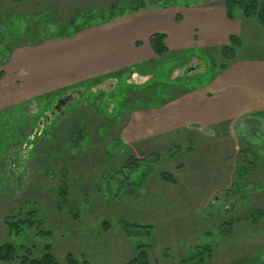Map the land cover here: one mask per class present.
I'll return each mask as SVG.
<instances>
[{"label": "rangeland", "instance_id": "rangeland-1", "mask_svg": "<svg viewBox=\"0 0 264 264\" xmlns=\"http://www.w3.org/2000/svg\"><path fill=\"white\" fill-rule=\"evenodd\" d=\"M135 1L150 7L116 16L132 0H0L2 15L21 20L4 24L11 33L47 23L41 41L30 43L31 33L9 44L0 108L34 113L44 95L109 76L79 98L70 92L79 103L31 145L13 139L0 154V243L32 256L48 244L59 264L68 253L77 264H125L139 244L149 264H195L180 260L203 245L211 255L202 264L264 262V26L238 7L227 14L224 0ZM86 11L91 23L103 18L50 38ZM160 33L168 57L196 48L203 60L159 66L167 56L154 54L149 37ZM186 65L199 72L182 74ZM34 120L20 122L30 138ZM74 132L86 140L73 144ZM242 150L258 165L234 190ZM129 157L138 160L132 172ZM6 216L29 221L9 231ZM121 220L139 226L128 234Z\"/></svg>", "mask_w": 264, "mask_h": 264}, {"label": "trees", "instance_id": "trees-1", "mask_svg": "<svg viewBox=\"0 0 264 264\" xmlns=\"http://www.w3.org/2000/svg\"><path fill=\"white\" fill-rule=\"evenodd\" d=\"M224 1H225V7H226L227 14H229L233 8L238 7L246 17H255L259 21V23H261L264 26V1L261 3H259L257 0H224ZM168 3H164V4L161 3V5L165 6V5H168ZM147 7H150V6L147 5L145 1L137 2L135 0H132V2L128 3L127 6H123L122 8L117 9L116 12L113 11V13H116L117 14L116 16H118V15H122L127 12L142 10ZM95 15L93 19L94 23H91L90 21L93 16L92 13L87 12V11L82 13L83 18L72 17L68 21H66L63 25L57 24L56 26H54L49 36L50 38H53V39L71 37L72 35L76 34L78 31L82 30L86 26H89L90 23L91 24L99 23L98 21H96V18L99 17V19H101L103 17H100V16H103V15L102 14H97L96 16ZM108 18H111V16ZM11 19L21 21L16 15L13 16L12 13H5L3 15L0 13V54L5 58L4 60L0 61V63L1 62L4 63L9 58V50H10L9 44L10 43L12 42L16 43L17 41H24V40L26 42L27 36H30V34L32 33L31 32L32 29L30 28V25L28 27L26 26L24 30L20 31L19 33H11L9 31L8 24L7 26L4 25L7 23L8 20L11 21ZM36 21L38 22L40 26L38 27L37 32L31 34L30 43L32 42L35 43V42H38L44 39L41 36V34L43 33L45 26H47L46 20L42 24H41L42 21H39V20H36ZM99 21L101 22V20ZM36 35L38 36L37 38H36ZM164 38H165V35L162 33L152 34V36L149 37L151 48L154 54H156L159 57L161 56L165 57L167 56V53H168V50L166 49L164 45ZM179 54L180 55L173 54L169 57L168 56L165 57L166 59L162 61L159 64V66H161L164 62L169 61V60H176L177 63L175 64H179L180 61H182V59H183V62L185 61L188 62L192 57H198L199 59L203 60L202 57H200L199 52L196 50V48L182 51ZM177 55L182 56V57L176 58ZM210 65H212L211 67L213 68L216 64L210 61ZM159 66H157V68H159ZM1 75H2V71H0V77ZM108 77L109 76H105V75L102 77H96L91 82L63 87L61 90L44 95L43 98H40L38 109L34 113H27L26 106H21L19 103L9 105L4 108H0V154L3 153L4 155L5 153H7L6 149L9 146V143L13 139H17L20 142L24 140L25 143H28L31 145L33 143V139L34 140L37 139L39 137V133L42 130L50 127L57 120V118L60 117L58 116L59 114L64 113L65 110H69L73 106L77 105L79 101L68 102L66 104V107L68 108L65 107L63 110H61L60 113L53 115L51 118L49 117V113L51 111H54L56 100L61 98L69 90L81 88L83 94L85 92L90 93L93 85L95 84L98 85L102 83V81H104ZM111 79L116 81L117 78L116 76H114ZM149 81L154 82L155 81L154 76L151 77ZM147 83L145 85H147ZM174 84L178 86L187 87L184 84H182V82L173 83V85ZM134 87L135 86L133 87L129 86V88H134ZM161 92L162 90L158 91V94L159 93L161 94ZM69 103H71L70 106H68ZM26 118H28L29 120L35 118V120L32 123V127H31L32 129H35V132L32 134V138L29 137L30 133L24 135L21 129L20 122L25 121ZM40 125H42V127H40ZM74 138L80 139L79 142L76 140L72 142L75 145L86 140V137L78 132L77 133L74 132ZM241 152L244 154H243V157H239L236 160V163H238L239 168L236 170V173H234V176L232 179V186L234 190H239L241 188L242 186L241 184L244 182V180L246 179L250 171V166L255 168L258 165V162L254 161L253 152L248 153L247 150H242ZM131 159L133 158L131 157L127 158V163L125 164L131 170L130 172L134 171L138 167V160L134 158L133 161H131ZM120 171L121 169L118 170V172ZM159 176L162 181L175 182L171 174H168L166 172H161ZM9 217L6 216L4 220L6 227L9 231H12L13 229L18 230L16 227H20L21 223L27 224L26 222L29 221L28 218H19L18 220H12ZM119 223H121V226L125 229V231L128 234H130V232L128 231V227L137 225L135 223L128 224L126 221H123V220H121ZM29 224L30 223H28V225ZM201 247L202 248H198V249L196 248V250H193L186 258L180 260V262L183 263L187 261H192L195 264H202L203 255L207 254L208 258L211 255V251H210L211 247L208 245H203ZM244 261L246 260H242V262ZM0 262H2L3 264H7V263H11V264H59L56 257L51 252L48 244L44 246V252L41 255L32 256L29 253V251L25 249L24 246L18 247L16 244L10 243V242L0 243ZM65 262L67 264H77L78 263L76 261V258H74L69 253L66 254L65 256ZM262 262L263 261L260 260L259 258H256V259L254 258L252 260L249 259L247 264H261ZM125 264H149L148 252L145 248V245L143 244L137 245L135 247V255L132 258H130Z\"/></svg>", "mask_w": 264, "mask_h": 264}, {"label": "water", "instance_id": "water-1", "mask_svg": "<svg viewBox=\"0 0 264 264\" xmlns=\"http://www.w3.org/2000/svg\"><path fill=\"white\" fill-rule=\"evenodd\" d=\"M187 65H189V64H187ZM187 65L185 67H183L184 69L182 68L183 69L182 72H181L182 74L186 75V74H190L192 72H196V73L199 72V71H196L194 66H192V65L187 66ZM201 69H202V64H201ZM74 91L80 93L78 98L81 97V95H82V89L81 88H76V89L69 90L61 98L56 100V104H55L54 110L58 109L59 106H61V105H66L68 102L76 101L78 98L76 100H72L71 99V93L70 92H74ZM53 113H54V111H51L52 115L49 116L50 118L53 116Z\"/></svg>", "mask_w": 264, "mask_h": 264}, {"label": "flooded vegetation", "instance_id": "flooded-vegetation-1", "mask_svg": "<svg viewBox=\"0 0 264 264\" xmlns=\"http://www.w3.org/2000/svg\"><path fill=\"white\" fill-rule=\"evenodd\" d=\"M32 138V137H31Z\"/></svg>", "mask_w": 264, "mask_h": 264}]
</instances>
